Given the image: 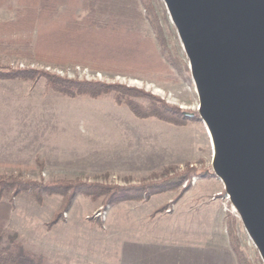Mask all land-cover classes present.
Instances as JSON below:
<instances>
[{
    "label": "rangeland",
    "instance_id": "obj_1",
    "mask_svg": "<svg viewBox=\"0 0 264 264\" xmlns=\"http://www.w3.org/2000/svg\"><path fill=\"white\" fill-rule=\"evenodd\" d=\"M134 2L137 18L99 13L94 25L133 31L147 39L158 55L157 67L125 72L44 62L34 55L36 31L8 27L0 28V68H30L73 80L122 84L199 116L189 60L164 1ZM72 7L79 21L91 9L84 0H62L58 15ZM22 8L20 0H0V26L17 20ZM129 99L144 107L153 101L149 96ZM0 153L5 160L17 159L7 163L11 166L0 165V176L39 182L80 180L126 186L181 174L191 177L179 188L142 202L110 205L105 196L79 194L58 226L50 223L62 210V196L45 195L40 204L31 192L19 194L11 228H24L29 220L48 228L50 235L63 228L66 260L76 259L71 233L80 230L81 242L96 240L98 253L117 240L123 262L117 257L109 264H264L223 183L213 174V146L201 120L177 125L157 117L139 118L126 104H118L114 93L71 98L52 90L44 77L0 79ZM164 205L168 206L162 209ZM42 215L49 217L48 225L40 224ZM110 234L115 236L111 239ZM49 237V264H55L56 238ZM88 247L82 245L81 252ZM95 259V264H106L108 253Z\"/></svg>",
    "mask_w": 264,
    "mask_h": 264
},
{
    "label": "water",
    "instance_id": "obj_2",
    "mask_svg": "<svg viewBox=\"0 0 264 264\" xmlns=\"http://www.w3.org/2000/svg\"><path fill=\"white\" fill-rule=\"evenodd\" d=\"M163 1L211 134L213 173L264 262V0Z\"/></svg>",
    "mask_w": 264,
    "mask_h": 264
},
{
    "label": "trees",
    "instance_id": "obj_3",
    "mask_svg": "<svg viewBox=\"0 0 264 264\" xmlns=\"http://www.w3.org/2000/svg\"><path fill=\"white\" fill-rule=\"evenodd\" d=\"M91 8L89 14L82 20L75 13V8H69L63 15H58V6L62 0H20L23 8L17 20L1 24L0 28L25 30L27 33L36 31L34 55L38 60L53 63H79L92 68L116 69L132 71L159 66L158 55L151 49L150 42L133 31L94 25V19L99 13L108 14L113 18L134 19L139 15L134 0H84ZM95 7V8H94ZM97 11V12H96ZM112 55L110 58L106 56ZM124 58V59H121ZM124 64V67H123ZM44 77L50 88L60 94L75 98L86 96L99 98L114 93L118 104H126L139 118L157 117L177 125L187 120H201L198 115H185L180 108L169 106L163 101L144 91L127 87L122 84H108L99 81H80L52 75L36 69L0 68L2 80H36ZM149 96V105L143 106L130 97ZM2 166L10 164L0 163ZM188 171L192 172V170ZM214 174V173H213ZM191 177L185 174L168 177L161 181H150L126 186L105 185L101 183H86L80 180H57L39 182L13 176H0V264H41L40 260L23 252L10 249L3 245L6 235V223L14 207L15 198L24 191L31 192L38 203L43 202L45 195H60L63 198L62 210L50 224L57 223L76 196L85 195L92 198L105 196V203L116 205L122 202H142L152 196L179 188ZM189 183L186 189L189 188ZM7 197V198H6ZM174 200L173 202H175ZM168 205H164L165 209ZM159 211L161 208L158 209Z\"/></svg>",
    "mask_w": 264,
    "mask_h": 264
},
{
    "label": "crops",
    "instance_id": "obj_4",
    "mask_svg": "<svg viewBox=\"0 0 264 264\" xmlns=\"http://www.w3.org/2000/svg\"><path fill=\"white\" fill-rule=\"evenodd\" d=\"M6 155H3L0 153V163H17V159L15 160H5L3 157ZM8 157V156H7ZM16 158V157H15ZM14 214V210H12L10 216H15L12 215ZM12 217L9 219V223L7 224L6 227V235L5 238L3 239V245L9 246L10 249H14L15 251L23 252L26 255L30 257H36L40 259L41 264H49V251H50V246L52 243H50V237L49 236H55L56 238V255H55V264H95L97 262L96 257H98V254L107 252L108 253V261H106V264L109 263H116L117 262V257H120V263L123 262L121 258V251L119 247L115 245L116 241H112V245L110 246V249H102L100 253H98L96 248V240L95 242L93 241L92 244H86L88 243V240L82 241L81 242V236H84V233H82L80 230L73 231L71 235L73 236V251H74V260H66V252L65 245H64V238L65 237V230L61 227H57L56 230H54V233H51L48 230V228H41L39 227L36 223V221L29 220L27 223L28 225L24 228H19V229H13L11 228V224L13 222ZM44 218V221H42ZM40 224L43 223L44 225H48V216H43L41 219ZM59 225V222L56 223V226ZM70 235V234H69ZM115 235L110 234V238L114 237ZM111 238V239H112ZM82 245H89L88 249L85 250L83 249V252H81V246ZM82 254V255H81ZM118 256H117V255ZM70 257V255H68ZM83 257V258H82ZM82 260H81V259ZM84 261V263H82ZM109 262V263H108Z\"/></svg>",
    "mask_w": 264,
    "mask_h": 264
},
{
    "label": "bare ground",
    "instance_id": "obj_5",
    "mask_svg": "<svg viewBox=\"0 0 264 264\" xmlns=\"http://www.w3.org/2000/svg\"><path fill=\"white\" fill-rule=\"evenodd\" d=\"M206 130H207L208 136H209V138H210V142L212 143L211 134H210L209 130L207 129V127H206ZM212 146H213V145H212Z\"/></svg>",
    "mask_w": 264,
    "mask_h": 264
},
{
    "label": "built area",
    "instance_id": "obj_6",
    "mask_svg": "<svg viewBox=\"0 0 264 264\" xmlns=\"http://www.w3.org/2000/svg\"><path fill=\"white\" fill-rule=\"evenodd\" d=\"M97 215L99 216V215H101V213H98Z\"/></svg>",
    "mask_w": 264,
    "mask_h": 264
}]
</instances>
